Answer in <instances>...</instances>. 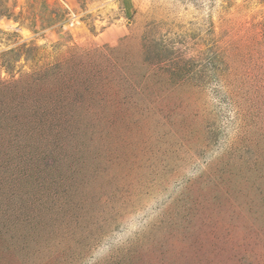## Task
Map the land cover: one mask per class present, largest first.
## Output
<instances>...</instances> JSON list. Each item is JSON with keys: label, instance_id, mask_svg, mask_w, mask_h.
I'll list each match as a JSON object with an SVG mask.
<instances>
[{"label": "rangeland", "instance_id": "1", "mask_svg": "<svg viewBox=\"0 0 264 264\" xmlns=\"http://www.w3.org/2000/svg\"><path fill=\"white\" fill-rule=\"evenodd\" d=\"M0 264H264V0H0Z\"/></svg>", "mask_w": 264, "mask_h": 264}]
</instances>
